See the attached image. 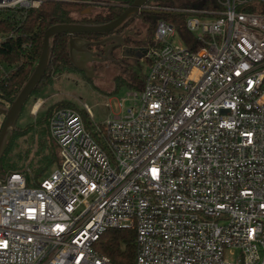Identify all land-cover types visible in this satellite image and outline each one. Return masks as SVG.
I'll use <instances>...</instances> for the list:
<instances>
[{
    "label": "built area",
    "instance_id": "1",
    "mask_svg": "<svg viewBox=\"0 0 264 264\" xmlns=\"http://www.w3.org/2000/svg\"><path fill=\"white\" fill-rule=\"evenodd\" d=\"M44 1L64 0H0V12ZM259 4L141 6L154 22L142 88L99 122L86 104L54 109L50 174L36 186L20 172L0 176V264H113L93 247L109 228L135 230L132 264H264ZM163 14L184 16L189 44Z\"/></svg>",
    "mask_w": 264,
    "mask_h": 264
},
{
    "label": "trees",
    "instance_id": "2",
    "mask_svg": "<svg viewBox=\"0 0 264 264\" xmlns=\"http://www.w3.org/2000/svg\"><path fill=\"white\" fill-rule=\"evenodd\" d=\"M132 1H44L37 8H30L25 13L0 12L5 14L0 18V32L4 35L0 40V104L16 96L33 70L39 58L44 31L47 27L56 23H107L117 18ZM87 7H90V12L81 14V11ZM259 9L264 12V5L259 4ZM161 16L177 22L179 36L186 44L192 41L193 35L183 25V15L163 14ZM136 17L144 22L152 20L145 13H137L131 16L126 24ZM153 23L135 43L147 46L152 42ZM102 35L103 33L76 34V36L87 39H99ZM68 39L69 35L66 33L55 34L50 39L48 65L30 96L38 93L45 86H52L56 79L64 74L70 75L78 72L87 78L84 72L76 69L70 61L67 50ZM141 62L148 65V61L140 58L127 64L123 73L114 77V88L107 93H112L121 86L140 90L146 74ZM66 106L75 107L71 102L59 101L47 108L43 118L26 124L24 127L15 125L0 157L1 176L11 172H20L25 175L27 185L36 186L45 171L58 163L56 147L49 137L47 124L54 109ZM21 139L28 144L26 149L20 148ZM33 146H35L33 158L25 165ZM134 239L135 230L133 229L109 228L99 236L93 247L100 255L108 257L113 264H132Z\"/></svg>",
    "mask_w": 264,
    "mask_h": 264
},
{
    "label": "rangeland",
    "instance_id": "3",
    "mask_svg": "<svg viewBox=\"0 0 264 264\" xmlns=\"http://www.w3.org/2000/svg\"><path fill=\"white\" fill-rule=\"evenodd\" d=\"M5 14L0 13V18L3 17ZM153 23L151 20L147 21H140L137 17L134 18L129 25H132L135 30L138 31L139 39L145 33V30L150 27ZM154 26V23H153ZM3 34L0 32V40L3 38ZM141 50H136V55L140 56ZM139 60V59H138ZM135 61V59L130 60L127 63H124L126 67L127 64H131V62ZM142 68L144 72L147 70L146 64L142 63ZM124 66L121 65H114V64H106L103 65L93 72L92 78H85L80 73L76 72L70 75H62L56 79L55 83L52 86H45L42 88L38 93L30 96L22 110L18 116L16 125L20 127H24L26 124L35 122L41 118H43L46 114V110L52 104L59 102V101H68L73 103V105L80 110H82L83 105L86 104L92 115L93 120L96 122L102 121L111 113L116 112V102L122 97H125L127 92L130 90L125 86H121L117 88L112 93L111 92L114 88L113 79L115 76L120 75L123 73ZM89 68V67H88ZM85 75V74H84ZM86 76V75H85ZM41 100L42 103L37 111L36 114L31 112L32 106L38 101ZM108 102L110 106H108ZM6 106L8 105L7 102H3ZM127 106L128 103H125ZM3 121V116L0 115V127ZM20 140V148L26 149L28 144ZM35 150V146L32 147L31 152L28 155V161L33 158V152ZM56 164L51 166L49 169L45 171L41 178L47 177L50 172L54 169ZM27 170H29L27 168ZM39 178V180L41 179Z\"/></svg>",
    "mask_w": 264,
    "mask_h": 264
},
{
    "label": "water",
    "instance_id": "4",
    "mask_svg": "<svg viewBox=\"0 0 264 264\" xmlns=\"http://www.w3.org/2000/svg\"><path fill=\"white\" fill-rule=\"evenodd\" d=\"M147 0H133L125 9L120 13V15L112 21L103 24H86V23H56L52 24L46 28L43 36V44L39 54V58L27 77L26 81L23 83L19 89L16 96L8 101V105L0 104V115L3 116V121L0 127V157L5 150L8 139L10 138L12 130L15 129V125L18 116L22 110V107L26 103L27 99L30 97L31 93L41 80L49 60V45L50 39L55 34L66 33L69 35L67 42V50L69 54L70 61L72 65L84 72L87 78H92L93 72L85 66L84 62L80 60L76 52L86 49L87 46H98L104 45L113 39V36H109L100 41H87L76 36L80 33H111L120 27L129 17L134 14L141 12V6ZM90 7L85 8L81 11V14H88L90 12ZM144 54V50L141 55ZM1 176V175H0Z\"/></svg>",
    "mask_w": 264,
    "mask_h": 264
},
{
    "label": "flooded vegetation",
    "instance_id": "5",
    "mask_svg": "<svg viewBox=\"0 0 264 264\" xmlns=\"http://www.w3.org/2000/svg\"><path fill=\"white\" fill-rule=\"evenodd\" d=\"M127 20L113 32L103 33L99 39H87L78 36L87 41H100L109 36H113V39L104 45L87 46L86 49L76 52L77 57L91 71L95 72L103 63L124 66V63L132 59L137 60L141 58L144 46L135 43L139 39L138 31L132 25L126 24ZM136 50H141L140 56L135 57Z\"/></svg>",
    "mask_w": 264,
    "mask_h": 264
},
{
    "label": "bare ground",
    "instance_id": "6",
    "mask_svg": "<svg viewBox=\"0 0 264 264\" xmlns=\"http://www.w3.org/2000/svg\"><path fill=\"white\" fill-rule=\"evenodd\" d=\"M38 104H39V102L36 103L35 108H37Z\"/></svg>",
    "mask_w": 264,
    "mask_h": 264
}]
</instances>
